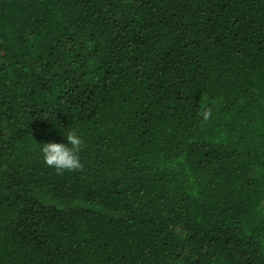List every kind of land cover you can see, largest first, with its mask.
Returning a JSON list of instances; mask_svg holds the SVG:
<instances>
[{
    "label": "trees",
    "instance_id": "1",
    "mask_svg": "<svg viewBox=\"0 0 264 264\" xmlns=\"http://www.w3.org/2000/svg\"><path fill=\"white\" fill-rule=\"evenodd\" d=\"M0 264H264V0H0Z\"/></svg>",
    "mask_w": 264,
    "mask_h": 264
},
{
    "label": "clouds",
    "instance_id": "2",
    "mask_svg": "<svg viewBox=\"0 0 264 264\" xmlns=\"http://www.w3.org/2000/svg\"><path fill=\"white\" fill-rule=\"evenodd\" d=\"M65 143H43L39 148L40 159L48 167L57 172H74L81 168L79 151L83 143L76 131H67L64 134Z\"/></svg>",
    "mask_w": 264,
    "mask_h": 264
}]
</instances>
